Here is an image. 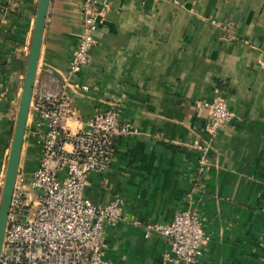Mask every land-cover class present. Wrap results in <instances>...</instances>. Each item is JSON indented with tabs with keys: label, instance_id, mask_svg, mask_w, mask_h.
<instances>
[{
	"label": "crops",
	"instance_id": "0c3cea01",
	"mask_svg": "<svg viewBox=\"0 0 264 264\" xmlns=\"http://www.w3.org/2000/svg\"><path fill=\"white\" fill-rule=\"evenodd\" d=\"M111 2L89 63L66 88L79 120L115 109L138 131L115 141L108 171L89 174L84 187L96 206L123 202L104 230L105 259L161 264L169 242L145 238L146 226L192 204L206 238L198 264H264V0ZM78 3L50 0L33 95L51 86L49 72L65 81ZM37 4L0 0V190ZM216 99L231 119L212 138L202 105ZM35 120L29 111L19 166L27 177L40 158Z\"/></svg>",
	"mask_w": 264,
	"mask_h": 264
},
{
	"label": "built area",
	"instance_id": "2783aa9c",
	"mask_svg": "<svg viewBox=\"0 0 264 264\" xmlns=\"http://www.w3.org/2000/svg\"><path fill=\"white\" fill-rule=\"evenodd\" d=\"M81 26L64 83L49 72L50 87L35 92L30 113L40 130V158L29 177L18 173L7 216L0 264H112L104 257V230L122 215L118 199L96 206L84 197L91 173H105L115 154V141L137 135L121 122L115 109L79 120L67 95V84L89 63L99 21L111 0H79ZM82 91L87 88L81 87ZM206 131L214 138L230 119L225 102L203 104ZM204 164V160L201 162ZM165 238L169 249L161 264H198L206 238L192 204L168 224L147 225L144 237Z\"/></svg>",
	"mask_w": 264,
	"mask_h": 264
},
{
	"label": "water",
	"instance_id": "95a60500",
	"mask_svg": "<svg viewBox=\"0 0 264 264\" xmlns=\"http://www.w3.org/2000/svg\"><path fill=\"white\" fill-rule=\"evenodd\" d=\"M49 3L50 0H38L35 14V23L27 58L26 73L21 88L18 113L3 178V187L0 199V254L6 230L7 216L13 194V188L19 172L22 146L24 144L26 133V123L32 101L37 62L39 59Z\"/></svg>",
	"mask_w": 264,
	"mask_h": 264
},
{
	"label": "rangeland",
	"instance_id": "374dc122",
	"mask_svg": "<svg viewBox=\"0 0 264 264\" xmlns=\"http://www.w3.org/2000/svg\"><path fill=\"white\" fill-rule=\"evenodd\" d=\"M37 146H39L38 145V143H37ZM18 173H21V174H24L25 175V172H22L20 169H19V172ZM26 176V175H25ZM2 181H3V179H2ZM3 183V182H2ZM2 190V189H1ZM0 190V199H1V193H2V191Z\"/></svg>",
	"mask_w": 264,
	"mask_h": 264
},
{
	"label": "trees",
	"instance_id": "16d2710c",
	"mask_svg": "<svg viewBox=\"0 0 264 264\" xmlns=\"http://www.w3.org/2000/svg\"><path fill=\"white\" fill-rule=\"evenodd\" d=\"M39 154V153H38ZM38 162H39V159H38Z\"/></svg>",
	"mask_w": 264,
	"mask_h": 264
}]
</instances>
